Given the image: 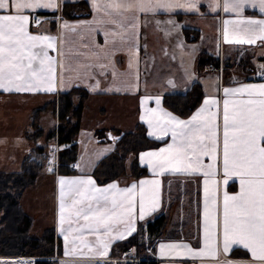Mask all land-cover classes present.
I'll use <instances>...</instances> for the list:
<instances>
[{
    "label": "snow or ice",
    "instance_id": "obj_1",
    "mask_svg": "<svg viewBox=\"0 0 264 264\" xmlns=\"http://www.w3.org/2000/svg\"><path fill=\"white\" fill-rule=\"evenodd\" d=\"M205 2L212 12L222 7L224 13L235 14L236 19L223 21V40L226 44L255 45L260 41L264 45V19L244 16L247 8L264 15V0H91L93 11L97 14L92 21L76 25L65 22L61 27L76 33L79 41H85L86 36L94 33H102L104 45L79 43V48L89 51L80 52L72 47L68 56L64 53L66 41L63 35L57 49V37L30 33V18L24 14L26 10L56 11L57 0H0V90L54 92L58 77L63 87L65 72H75L77 79L94 78L91 70L97 68L100 75H105L109 67L105 61L123 49L136 54L138 62L141 14L155 16L158 12L172 13L177 10L197 12ZM100 13L103 15H98ZM167 23L175 22L169 20ZM68 42L77 45L76 39H69ZM105 45L109 47L105 48ZM49 49L58 51L61 59L50 56ZM112 76L114 81L118 76L114 66ZM168 83L172 84V81ZM120 84L125 88L133 86L129 80H121ZM96 86H99L98 83ZM223 94L222 110L221 101L207 98L188 120L160 109L159 98L156 99L157 108L148 109L141 116L150 129L149 136L156 139L171 136V143L166 147L141 154L140 159L149 171L154 176L168 173L203 178L202 247L194 250L184 243H172L161 244L160 249L162 254L168 249L175 251L177 256L187 254L193 258H217L221 248L228 253L230 249L239 247L251 256L247 264H264V83L226 87ZM144 103L142 100V106ZM221 172L222 180H219L217 177ZM233 180L238 181L239 191L230 194L226 189ZM58 183L59 223L66 242V255L70 254L67 251L69 235L73 231L79 232L81 235L75 239L82 240V234L87 229L97 238L96 245H86L89 251L94 253V257H106L110 240L103 237L123 239L126 234L135 231L137 196L141 220L158 206L160 181L156 179L141 180L122 189L115 184L98 188L91 179L60 178ZM221 183L225 190L222 217H218ZM73 217L76 222L82 219L85 223L77 229L69 228L68 234H65L62 225L65 221L71 224ZM117 224L125 225V229L113 235L116 231L114 225Z\"/></svg>",
    "mask_w": 264,
    "mask_h": 264
},
{
    "label": "crops",
    "instance_id": "obj_2",
    "mask_svg": "<svg viewBox=\"0 0 264 264\" xmlns=\"http://www.w3.org/2000/svg\"><path fill=\"white\" fill-rule=\"evenodd\" d=\"M76 1L81 0H63V2ZM84 1L87 2L91 10L89 18L61 19L58 15L49 18L36 15L38 12H57L62 4L60 0H57L58 8L56 11L37 10L32 12L26 10L24 14L30 18L28 26L30 33L57 37V49L60 48L59 39L63 35L66 41L64 44L65 56L70 55L69 49L72 47L78 48L80 52L89 51L86 48H79V43L90 42L93 43V46L95 44L104 45L102 33H94L90 37L86 36L85 41H79L76 33L61 27L65 22L70 25H76L93 20V16L97 14L93 11L91 0ZM178 13L183 16L179 18L177 16ZM98 15L103 14L100 13ZM244 16L253 19H264V15H261L258 10L251 8L245 9ZM35 19L40 21L38 29L32 27V21ZM48 19L56 20L54 31L48 30ZM225 19H236V17L234 13H224L222 7L216 12L210 11L207 2L201 4L197 12L177 10L172 13L158 12L155 16L141 14L138 62L136 54L129 53L127 49H123L117 51L109 60L105 61V63L109 64V67L105 70V75H100V70L97 68L91 70L92 77L94 78L81 77L77 79L75 72H65L63 87L60 86L58 77L57 88L54 92L16 93L0 90V171L16 170L12 166L18 167L23 157L28 155L32 150L31 144L25 139L23 133L30 123V114L33 109L41 107L57 93L68 91L75 85L84 87L90 93L84 105L80 130L75 140L77 144V157L74 163L71 164V172L68 174H53L49 169L42 171L36 183L27 188L21 198L25 212L34 218L30 230L31 235H33L32 231L35 229L39 230L37 235L34 234L35 237L40 236L46 228L52 227L54 229L55 235L60 242L58 255L55 257L57 264H96L97 262L106 260L108 257L107 255L104 258H97L94 257L93 252L89 251L86 245H96L97 238L95 235L90 234L87 229L82 234V240L75 239L81 235L79 232L73 231L69 235L67 251L70 254H65L66 242L64 235L60 232L61 225L59 223L60 187L58 181L60 178L66 180L91 179L98 188H106L110 184H115L121 189L130 187L134 183L138 184L141 180H159L158 206L155 211L146 213L142 220L139 219V197L137 196L136 209L134 211V216L136 217L135 230L138 224H146L149 220L162 213L164 204L167 201L166 193L173 192L172 200H178L179 235L160 238L153 244L151 251L148 249L152 259L157 264H228L229 261L232 264H247L251 260L250 254L243 248L240 249H243L247 253L246 258H233L230 256L233 249L239 247L230 249L228 253H224L221 248L217 258H193L187 254L177 256L175 251H169L168 249L164 250V254L161 253V244L184 243L192 249L198 250L202 247L203 241V178L200 176L193 177L168 173L154 176L149 171L147 165L140 159L142 153L156 152L166 147L168 143H171L170 135L161 139L165 141L157 148L143 150L136 155L137 162L147 169L145 176L138 179L122 177L100 185L91 175V171L99 159L109 153L114 147V142L118 138V135L112 129L128 131L132 130L135 124L140 122L145 126L146 134L149 136L150 129L148 124L141 119V116L148 109L157 108V98L160 99V109L170 112L182 120H188L203 106L207 98L221 101L220 108L222 110L223 89L226 87H238L240 84L264 83V80L258 77L261 72L264 73V69H261V65H264V60H262L264 59V45L260 41H257L255 45L226 44L223 40V21ZM169 20L175 23H167ZM157 21H160V23L157 24ZM108 27L111 26L109 25ZM183 27L198 29L200 33L199 39L196 42H186L182 33ZM69 39H76L77 45L73 46L70 44L68 42ZM107 47L109 45H105V48ZM48 51L49 55L56 60L61 59L58 51L51 49ZM201 52L217 56L220 60H238L245 54L249 55L254 65V71L252 73L241 71L239 72L240 75L231 74L226 82L223 79L222 73H219L217 70H214L212 73L207 70L198 73L196 62L198 54ZM130 57L131 68L129 67ZM74 59L84 58L74 57ZM113 66L118 74L115 81L112 76ZM121 80H129L133 86L125 88L121 86ZM169 80L172 81V84L168 83ZM194 82L200 84L203 97L197 107L188 116L180 117L162 105L163 95L167 93H184ZM97 83L98 87L96 86ZM118 87L120 88L119 91L116 90ZM107 89H111V91ZM142 100L145 101L143 106L141 104ZM43 115L38 119L39 128ZM54 124L56 126L55 118ZM40 129L43 133H47L42 128ZM149 137L156 139L154 136ZM40 143L38 142V144ZM133 158L134 156L131 155L130 162ZM217 179L222 180V172ZM232 184L234 188H230ZM47 188L50 191L49 198H47L46 194ZM224 190L225 188L221 183L217 210L218 217H222V195ZM226 190L230 194L238 192V181H230ZM185 196L188 197V202H193L192 206L191 203L189 204L184 201ZM48 199H50L51 204V215L49 219L45 220L44 216L47 214L43 207L48 202ZM37 205L40 208H36L38 207ZM37 210H39L40 214H38ZM65 215H68L67 211ZM42 219H44V222H42ZM72 219L73 222L71 224L65 221L62 225L66 230L65 234H68L69 228L77 229L85 223L82 219L79 222H76L75 217ZM114 228L116 231L113 232V235H116L118 232L124 231L125 225L117 224L114 225ZM128 236L126 234L123 239ZM103 238L110 240L108 254L111 245L118 240H122H111L110 237ZM73 241L75 247H73Z\"/></svg>",
    "mask_w": 264,
    "mask_h": 264
},
{
    "label": "trees",
    "instance_id": "obj_3",
    "mask_svg": "<svg viewBox=\"0 0 264 264\" xmlns=\"http://www.w3.org/2000/svg\"><path fill=\"white\" fill-rule=\"evenodd\" d=\"M46 18L58 15L61 19L89 18L91 10L86 1L63 2L57 12L36 13ZM181 18L183 15L178 13ZM48 30L54 31L55 19H48ZM183 37L186 42H196L200 33L198 29L183 27ZM249 55H244L238 62L234 59L220 60L219 57L201 52L198 54L196 70L198 73L222 66L223 79L226 82L230 76V69L239 72L252 73L254 65ZM264 60V59H262ZM90 93L80 85L73 86L68 91L59 92L41 107L35 108L30 114V123L24 130L25 139L31 144L32 150L23 157L19 168L14 171H0V257H31L33 264H57L60 242L52 227L46 228L38 237L32 236L34 218L27 214L22 206L21 198L24 191L33 186L44 167L54 141L58 145L68 144L76 140L80 130V123L85 102ZM203 92L200 84L194 82L184 93H167L162 97V105L180 117L188 116L200 103ZM46 112H51L56 120V126L43 133L38 127V119ZM118 135L113 149L95 164L91 175L100 185L122 177L138 179L147 174L145 166L140 165L136 155L143 150L157 148L165 140L153 139L146 134L145 126L138 122L132 130L119 131L112 129ZM38 142H41L38 144ZM134 158L129 166L127 158ZM77 157V144L61 149L57 155L58 166L51 173L68 174L69 165ZM230 188H234L233 184ZM178 200H172L164 207L163 212L149 220L146 224H138L136 230L128 237L118 240L111 245L106 260L96 264H114L113 259L124 257L136 258V264H157L151 257L153 244L163 237L179 235ZM233 258H246L247 253L240 248L230 253ZM123 264H130L126 261Z\"/></svg>",
    "mask_w": 264,
    "mask_h": 264
},
{
    "label": "rangeland",
    "instance_id": "obj_4",
    "mask_svg": "<svg viewBox=\"0 0 264 264\" xmlns=\"http://www.w3.org/2000/svg\"><path fill=\"white\" fill-rule=\"evenodd\" d=\"M238 60H236V63L238 62ZM230 73L232 75L233 74L234 75H240L238 69H234V68H231L230 69ZM54 126H55V124H54V118L52 117L51 113L48 112L47 114H44L43 115V119L41 120V123H40V128H42L45 132H48ZM130 157H131V155L126 160V165L127 166H129V164H130ZM12 167H13V169H16V170L19 168V166L18 167H15L14 165ZM46 170H47V166L44 167V171H46ZM172 193L173 192L169 193L170 194V197H169V194L166 193L167 201L164 204V207H166L167 205H169V203L171 202V200L173 198V196H172L173 194ZM46 194H47V198H49L50 197V191H49L48 188H47ZM30 200H31V196H30ZM168 201H170V202H168ZM184 201L186 203H189V204L191 203V206H192V203L193 202L192 201L188 202V197L187 196L184 197ZM189 207H190V205H189ZM36 208H40V207L38 206ZM43 208H45L44 211L47 214L46 216H44V219L47 220V219L50 218V215H51L50 199H48V202H46V204L44 205ZM37 211H38V214H40L39 210H37ZM44 219H42V222H44ZM178 219H179V216H178ZM178 223H179V221H178ZM38 232H39L38 229L33 230L32 231V234H33L32 236H34V234L37 235ZM148 248L150 249V246ZM27 259H30V260H27ZM33 261H34V258H31V257H0V264H33ZM126 261H129L130 264H136V262L138 261V259L131 258V257H124V258H119V259H113L114 264H123Z\"/></svg>",
    "mask_w": 264,
    "mask_h": 264
},
{
    "label": "built area",
    "instance_id": "obj_5",
    "mask_svg": "<svg viewBox=\"0 0 264 264\" xmlns=\"http://www.w3.org/2000/svg\"><path fill=\"white\" fill-rule=\"evenodd\" d=\"M39 25H40V21L38 19H35L34 21H32V27L34 29H38ZM214 70H217L219 73H222V66L220 65L218 69H213V67L211 65H209L208 68H207V71L210 72V73H212ZM258 77L260 79L264 80V73L261 72L258 75ZM75 143H76L75 140H71L68 144L58 145L54 141L53 145L51 146V150L49 152V156L47 157V160H46L47 169H49L51 171H56L57 166H58V162H57L58 152L61 149L68 148L69 146L74 145ZM71 168H72V166L69 165V169H71Z\"/></svg>",
    "mask_w": 264,
    "mask_h": 264
}]
</instances>
